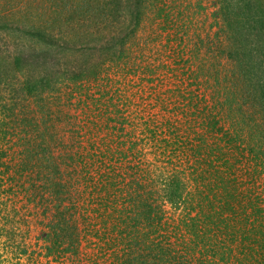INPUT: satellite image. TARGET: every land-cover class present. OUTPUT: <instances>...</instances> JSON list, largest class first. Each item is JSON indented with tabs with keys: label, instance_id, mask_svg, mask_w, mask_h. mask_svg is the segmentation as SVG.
<instances>
[{
	"label": "rangeland",
	"instance_id": "rangeland-1",
	"mask_svg": "<svg viewBox=\"0 0 264 264\" xmlns=\"http://www.w3.org/2000/svg\"><path fill=\"white\" fill-rule=\"evenodd\" d=\"M98 2L0 0V264H128L136 256L148 264L222 256L224 264H237L233 257L258 264L264 107L252 85L233 79L236 64L224 53V11L235 5L146 0L138 17L124 0L115 21L86 12ZM81 66L88 76L73 80ZM27 84L38 87L34 94ZM221 131L231 133V143ZM197 133L211 136L210 147L192 148ZM178 139L183 153L194 154L187 163L178 159ZM215 147L230 158L228 166L213 160L216 173L206 161ZM176 171L184 190L172 204L163 181ZM107 174L124 200L99 207L102 221L92 187ZM145 204L156 209L154 224L136 217ZM58 233L64 241L57 246ZM113 238L116 248L106 245ZM246 245L255 258L238 252Z\"/></svg>",
	"mask_w": 264,
	"mask_h": 264
},
{
	"label": "trees",
	"instance_id": "trees-1",
	"mask_svg": "<svg viewBox=\"0 0 264 264\" xmlns=\"http://www.w3.org/2000/svg\"><path fill=\"white\" fill-rule=\"evenodd\" d=\"M127 1H128L129 5L132 1V5H131L132 9L137 11L138 17L140 16V13L142 11V6L145 5L148 7L147 3L150 2V1L146 2V0H127ZM225 1L228 3H232V6L235 5L234 8H231V10L228 8L230 10L228 13H226L224 11L225 23H226V26L228 27L227 38L229 41V44H227L226 50H224V53L226 54L227 58L230 59V61H233L236 64V67H235L236 71L234 70V73L232 74L233 79L236 80V83L238 85H241V83H243V82L247 83V85H252L253 89L255 90L256 94L258 95V99H260V101L262 102L261 104L264 107V0H225ZM233 1H235L237 3L233 2ZM99 3H102V2H98V4H96L95 6H93L92 3L89 4L86 12L97 13V11H98L100 14V17H102V18H106L108 16V14L110 13V15L112 14V18L115 21H119L118 19H120L122 17L121 12H123V10H125L124 0H103L102 4H99ZM113 4L116 5L115 8H112L114 10L111 9V5H113ZM84 10H85V7H84ZM114 13H115V16H114ZM121 33L123 34L125 32L121 31L120 34ZM130 33L133 34V30ZM119 45H123V44H119ZM218 50H219V48H218ZM13 60H14V62L11 61V63L14 66H15V64L16 65H22V63H23V61L21 62L17 58H13ZM24 65H26V62ZM77 71L79 73L78 72L73 73V80H82L85 78V76H88V74H89L87 72L88 68H86V67L84 68L83 66H81V68H78ZM37 88L38 87H36L34 84H30V85L27 84L25 87V90H26L27 94H34L35 93L34 91H36ZM195 120H196V118L194 119V122L196 123ZM195 123H193V125H191V128L194 131H197L198 126L196 127ZM218 125H219V123L217 124V122H211L209 124V126L213 127V128H216ZM207 133L214 134L215 137H216V135H218V134L212 132L211 130H208V128H207V131L205 134H207ZM220 133H223L224 135H226V140L228 141V143L232 142L231 133L224 132V131H221ZM196 136H197V138H196ZM196 136H195L196 140L198 139L196 144L198 142H199V144L196 147L194 146L195 144L192 145V148H195L198 151H201L204 146H205V148L210 147V145L207 142V138L211 139V136L210 137L207 135H206V137L204 136V140H203L202 136L198 137L199 133H197ZM180 140L181 139L176 140L177 146L176 145L175 146L178 148V150H176L177 156L181 155L180 157H178V159L179 160L182 159L183 162H181V164H183L185 162L186 163L189 162L190 159H193L194 154L189 156L188 154L183 153V150L185 148L178 146ZM186 145H187V143H186ZM225 153H226L225 150L223 152L222 150H220V148H216V147H215V152H208L207 153V160L206 161H208L207 162L208 165H210L211 167H213L215 169V173L218 171L217 169H219V167L214 166L215 164H214L213 160L215 161V163L220 164V162H222V165H225V166L229 165V163H230L229 154L228 153L225 154ZM174 154H176V152ZM205 155L203 154V156H205ZM202 158H203L202 156L196 157V159L198 161L201 160ZM191 166H193V164H191ZM174 174H176V175H174ZM174 174L172 173L169 176L170 177L169 180L163 181L164 182L163 183L164 184V190H163L164 194L167 197V200L172 204H175L179 200L182 199L183 190H184L183 181L180 178H178V176H179L178 171L174 172ZM40 175H41V173H38L39 177H40ZM131 175H133V174H131ZM105 178L107 179V182H103V184H101V187H97V186L92 187L93 189H95L96 194H98L97 196H99V198H94L93 201H91L93 209L99 214L98 215L95 213V215L97 217H100V219L102 221H105L107 218H105V215L100 214L99 207H104V208H107V210H109L113 204L120 203V201L122 202V200H124L121 191L117 189L116 181L113 182L111 175L107 174ZM131 179H133V181H134L135 177L131 178ZM199 179H201V177ZM234 185L237 186V183H232V187H234L233 191L236 193L238 191V188ZM112 189H115L116 192H114V190H112ZM85 191H87V190L85 189ZM56 193H57V191H56ZM90 194H93V193L90 192ZM230 195H232L231 192H230L229 196ZM131 198H132V194L129 193V200L130 201H131ZM204 201H206V200H204ZM200 202H203V201H200ZM142 206L144 207L142 214L141 213L139 215L136 214V217H139L140 215H144V217L146 218V220L148 222H152L154 224L155 219L157 218L156 217V215H157L156 209L154 208V206L152 204H150V205L145 204ZM233 211H234V209H233ZM76 215H77V213H76ZM198 218L199 217H195L191 220V221H193L192 228L196 225L195 221ZM218 220H220V219H218ZM135 222H136L135 229L139 230L140 229L138 226V225H140L139 220L135 219ZM124 223H125V221H124ZM60 229L62 232L63 231L62 226H60ZM75 229L76 228H73L71 230L69 236H68L69 239L72 238L70 241V244L72 247H74V249H76L75 248L76 243H79V240H75L73 238L74 234H76L78 237V232ZM108 230H111V227L105 226L103 229H101V231H103L102 235L104 237H106L108 235V232H107ZM124 231H126V230H122L123 233H124ZM97 234L99 235V232ZM56 237H58L55 239L57 246H58V245H60L62 240L64 241V238L62 237V239H61L59 233L56 235ZM243 237H244L243 241L250 239L249 236H247L246 234L243 235ZM208 238H210V237H208ZM117 239L113 238L112 240H109L106 245H108V247H110V246L115 247L116 246L115 242L117 241ZM263 242H264V239H262L259 242L255 240V243H257V244L262 243L261 251L255 250L257 252L258 264H264V251H263L264 250V248H263L264 244H263ZM135 246H139V244L137 242H135ZM246 246L247 247H241L238 252H240L243 256H245V252H247L249 257L253 258L254 257L253 256L254 248L252 249V248H248V245H246ZM207 248H209V246ZM137 249H138V247H135V250H137ZM222 249H224V247ZM233 252L234 251H232V250H230V252H229L231 254L230 255L231 258L234 256ZM207 253H208V251H207ZM224 253H222V255ZM222 257L223 258L221 260H220V258H219V260L215 259L214 262H212L210 260H208L207 262L203 261L204 262L203 264H224L222 262H223V260H226V256H222ZM233 258H235V260L238 259L237 264L243 263V262L240 263L238 257H233ZM127 263L128 264H148L147 262H145V260L143 259L142 256L133 257L132 260H128Z\"/></svg>",
	"mask_w": 264,
	"mask_h": 264
}]
</instances>
